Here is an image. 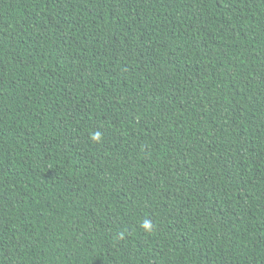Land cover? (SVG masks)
Instances as JSON below:
<instances>
[{"label":"trees","instance_id":"obj_1","mask_svg":"<svg viewBox=\"0 0 264 264\" xmlns=\"http://www.w3.org/2000/svg\"><path fill=\"white\" fill-rule=\"evenodd\" d=\"M0 264H264V0H0Z\"/></svg>","mask_w":264,"mask_h":264},{"label":"clouds","instance_id":"obj_2","mask_svg":"<svg viewBox=\"0 0 264 264\" xmlns=\"http://www.w3.org/2000/svg\"><path fill=\"white\" fill-rule=\"evenodd\" d=\"M93 140L99 141L100 140V134L99 133H95L93 135ZM146 231H151L152 230V222L149 220H145L143 221L142 225H141Z\"/></svg>","mask_w":264,"mask_h":264}]
</instances>
